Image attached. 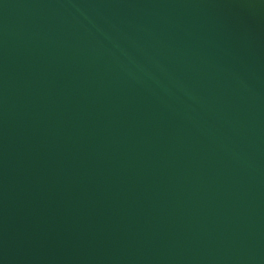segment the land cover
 Returning a JSON list of instances; mask_svg holds the SVG:
<instances>
[{
	"label": "water",
	"instance_id": "water-1",
	"mask_svg": "<svg viewBox=\"0 0 264 264\" xmlns=\"http://www.w3.org/2000/svg\"><path fill=\"white\" fill-rule=\"evenodd\" d=\"M0 264H264V0H0Z\"/></svg>",
	"mask_w": 264,
	"mask_h": 264
}]
</instances>
